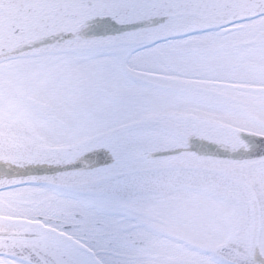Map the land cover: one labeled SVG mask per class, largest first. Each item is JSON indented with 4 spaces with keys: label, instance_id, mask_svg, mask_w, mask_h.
<instances>
[{
    "label": "snow or ice",
    "instance_id": "snow-or-ice-1",
    "mask_svg": "<svg viewBox=\"0 0 264 264\" xmlns=\"http://www.w3.org/2000/svg\"><path fill=\"white\" fill-rule=\"evenodd\" d=\"M0 264H264V0H0Z\"/></svg>",
    "mask_w": 264,
    "mask_h": 264
}]
</instances>
